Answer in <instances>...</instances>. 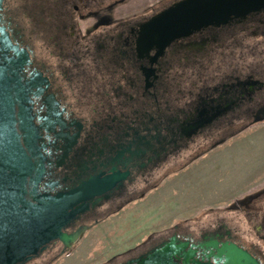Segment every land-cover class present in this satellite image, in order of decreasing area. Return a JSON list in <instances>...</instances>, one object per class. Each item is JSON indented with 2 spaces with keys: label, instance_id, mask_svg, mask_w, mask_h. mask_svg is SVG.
<instances>
[{
  "label": "flooded vegetation",
  "instance_id": "obj_1",
  "mask_svg": "<svg viewBox=\"0 0 264 264\" xmlns=\"http://www.w3.org/2000/svg\"><path fill=\"white\" fill-rule=\"evenodd\" d=\"M181 1L0 0V58L23 64L38 192L90 189L62 230L83 231L78 241L66 250L51 242L27 264H55L176 184L218 193L230 177L225 161L250 143L249 170L264 172V11L164 43L150 22ZM225 204L148 229L103 264L172 238L195 253L191 263L264 264V174Z\"/></svg>",
  "mask_w": 264,
  "mask_h": 264
},
{
  "label": "water",
  "instance_id": "obj_2",
  "mask_svg": "<svg viewBox=\"0 0 264 264\" xmlns=\"http://www.w3.org/2000/svg\"><path fill=\"white\" fill-rule=\"evenodd\" d=\"M264 11V0H182L150 23L154 37L164 43L207 27ZM2 49H0V52ZM21 61L0 58V264H27L56 240L70 248L83 231L62 230L86 209L90 189L55 196L38 192L42 179L29 141L27 92L19 79ZM35 174V177L33 175ZM175 238L124 264H204L186 253Z\"/></svg>",
  "mask_w": 264,
  "mask_h": 264
},
{
  "label": "rangeland",
  "instance_id": "obj_3",
  "mask_svg": "<svg viewBox=\"0 0 264 264\" xmlns=\"http://www.w3.org/2000/svg\"><path fill=\"white\" fill-rule=\"evenodd\" d=\"M256 142L257 139L255 145ZM256 147L258 148L259 145ZM225 156H223L224 160L228 158ZM253 157L251 143L247 148L241 147L237 154L229 156L225 164L230 168V177L227 176L229 178L223 187H218V193L204 189L200 195H195L196 191L192 188H181L178 184L175 185L176 189L169 187L170 190H160L159 200L136 205L121 216L98 226L88 234V238L75 251L61 257L55 264H103L111 257L140 243L144 238L140 237L148 229L160 230L169 227L179 219L193 216L201 208L210 207V205L201 206L205 202H213L219 206L222 204L221 207H225L229 199L238 196L250 182L251 184L254 180L256 182L259 176L264 174V172L251 173L249 170ZM238 175H241L242 179H238ZM173 191L174 195H172ZM169 199L174 201L170 203ZM197 207L200 209L195 210ZM151 215L155 216L150 218ZM157 226L159 228H154Z\"/></svg>",
  "mask_w": 264,
  "mask_h": 264
}]
</instances>
